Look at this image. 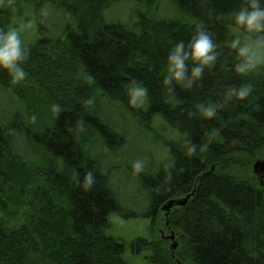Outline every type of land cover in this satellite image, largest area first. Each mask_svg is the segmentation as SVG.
<instances>
[{"label": "trees", "instance_id": "16d2710c", "mask_svg": "<svg viewBox=\"0 0 264 264\" xmlns=\"http://www.w3.org/2000/svg\"><path fill=\"white\" fill-rule=\"evenodd\" d=\"M33 16V43L0 46V264H128L106 232L141 138L162 160L129 178L152 222L189 195L167 216L188 264H264V187L222 170L264 147V83L231 32L264 43V0H38ZM156 243L148 261L170 264Z\"/></svg>", "mask_w": 264, "mask_h": 264}, {"label": "rangeland", "instance_id": "374dc122", "mask_svg": "<svg viewBox=\"0 0 264 264\" xmlns=\"http://www.w3.org/2000/svg\"><path fill=\"white\" fill-rule=\"evenodd\" d=\"M38 0H2L1 6L5 11L4 23L1 28L0 34V46L4 50L19 49L26 47L36 39V32L34 26L33 5ZM164 7H168V1L162 4ZM130 2H118L109 8L106 12L109 19H118L125 21L130 13ZM40 15L45 17L52 16L49 6H42ZM233 39L237 47L243 52L249 53L252 56L254 63L252 73L261 82L264 83V43H256L247 37L244 33L233 28L231 30ZM159 134L164 138L165 133L158 130ZM144 138L138 139L135 142L128 145L125 150V156L128 163L126 170L123 167V171L116 174V179L120 183V189L118 192H122L125 195L123 201L124 215L110 216L109 228L106 232L110 237L121 240L125 245L124 259L128 264H150L148 257H151L153 252V245L160 242L162 246L169 252L171 258V241L167 238L170 236V231L165 226L163 218V212L153 222L150 218H147V214L150 213V203L140 187L130 180L129 176H132L130 171L134 164L139 163V158L148 157L152 166H157L161 159L160 145L151 141H144ZM147 147H146V145ZM147 150L151 151L153 157L145 155ZM149 151V152H150ZM162 160V159H161ZM160 160V161H161ZM264 160V147L258 150L253 155L239 154L231 156L225 160V164L222 168L225 172L232 175L237 180L249 182L251 184H258L261 182L264 187V173L259 179L253 174V166L256 161ZM122 161L119 160L117 163ZM210 171H218V164L214 163L209 166ZM128 197V198H126ZM182 198V197H181ZM180 199V197H179ZM175 235V241L178 244L176 232L172 230ZM138 240H143L145 243L150 244L148 250H140L137 252L138 247L135 246ZM178 252V254L176 253ZM179 256V258H177ZM188 264L185 259V255L181 253L180 246L174 252V258L170 259V264Z\"/></svg>", "mask_w": 264, "mask_h": 264}, {"label": "water", "instance_id": "95a60500", "mask_svg": "<svg viewBox=\"0 0 264 264\" xmlns=\"http://www.w3.org/2000/svg\"><path fill=\"white\" fill-rule=\"evenodd\" d=\"M263 173H264V160L263 161H256L254 166H253V174L260 179L262 177ZM259 183H260V186H262L261 182H259ZM188 198H189V195H187L184 198L177 199V200L171 199L162 206L161 210L164 212L163 216L165 219V225L166 226H168L167 216H168L170 209L174 206H179V207L182 206L183 207L186 204ZM167 239L170 240L172 243L170 246V251H171L172 257H174V252L176 251L178 244L175 241V237H174L172 232L170 233V236Z\"/></svg>", "mask_w": 264, "mask_h": 264}, {"label": "flooded vegetation", "instance_id": "af4514ba", "mask_svg": "<svg viewBox=\"0 0 264 264\" xmlns=\"http://www.w3.org/2000/svg\"><path fill=\"white\" fill-rule=\"evenodd\" d=\"M177 199H179V198H175V200H177ZM174 200V199H173ZM175 207H178V206H174V207H172L171 209H170V211L173 209V208H175ZM162 208V207H161ZM162 211V210H161ZM169 211V212H170ZM163 212V211H162ZM163 215H164V212H163ZM167 227V229L170 231V233L172 232L171 230H170V227L169 226H166ZM174 234V233H173ZM174 237H175V235H174ZM175 239H176V237H175ZM171 257H172V255H171ZM172 258H174V257H172ZM176 264H180V263H178V262H176Z\"/></svg>", "mask_w": 264, "mask_h": 264}]
</instances>
